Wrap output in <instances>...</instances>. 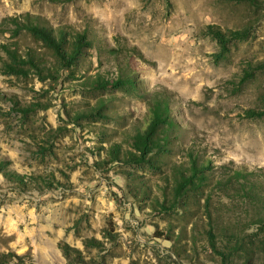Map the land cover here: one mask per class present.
<instances>
[{"label":"rangeland","instance_id":"obj_1","mask_svg":"<svg viewBox=\"0 0 264 264\" xmlns=\"http://www.w3.org/2000/svg\"><path fill=\"white\" fill-rule=\"evenodd\" d=\"M26 16L92 44L62 59ZM155 99L174 126L142 153ZM194 158L213 181L177 201ZM222 166L264 192V0H0V264H264Z\"/></svg>","mask_w":264,"mask_h":264},{"label":"trees","instance_id":"obj_2","mask_svg":"<svg viewBox=\"0 0 264 264\" xmlns=\"http://www.w3.org/2000/svg\"><path fill=\"white\" fill-rule=\"evenodd\" d=\"M12 19V18H11ZM28 28L33 31V33L43 40L45 44L50 47L57 56L62 59H68L69 61H75L82 53L85 47H89L92 42L89 40V35L87 32L72 34V41L68 42V36L71 32H66L63 28H58L56 30L46 28L37 25L34 19L26 16ZM19 26V25H18ZM214 33L223 39L224 35L219 31H214ZM7 67H11L15 71H23L21 68L9 64ZM106 82H97L96 88H102L106 85ZM150 108V118L146 130L143 133L137 134L133 138L132 146L139 152H149L151 147L155 145L157 139V132H161L164 139L168 140L170 129L174 124L171 119L169 104L167 100L155 99L154 103ZM111 153V152H110ZM112 159L118 157L116 156L118 152H112ZM221 171V176L216 178L214 185L220 189V191L226 192L225 194L231 192L236 198H241L242 200L250 201L258 205L259 214L258 219H264V192L261 189V179L253 171L238 170L232 168L231 166H222L219 168ZM185 173L180 172L175 175L174 188L172 191L173 198L179 201L181 198L188 194L194 195L195 192L200 191L202 187H208L213 181L211 179L212 171L208 170V165L201 163L197 158H194ZM261 221V225H264V221ZM65 255L69 254V249L66 245L61 247ZM19 260V259H18ZM21 263V262H18Z\"/></svg>","mask_w":264,"mask_h":264}]
</instances>
